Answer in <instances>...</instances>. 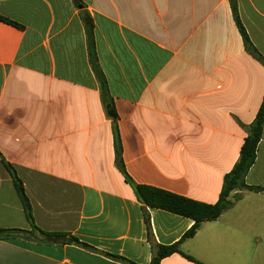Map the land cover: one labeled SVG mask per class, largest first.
<instances>
[{
    "label": "crops",
    "instance_id": "1",
    "mask_svg": "<svg viewBox=\"0 0 264 264\" xmlns=\"http://www.w3.org/2000/svg\"><path fill=\"white\" fill-rule=\"evenodd\" d=\"M264 0H0V264H151L137 185L216 204L264 99ZM87 18L92 21L88 29ZM105 77V104L96 70ZM113 102V104H111ZM11 165L22 180L31 226ZM232 205L182 250L264 264V138ZM161 245L194 221L148 208ZM77 238L88 247L70 244ZM162 264H198L180 254Z\"/></svg>",
    "mask_w": 264,
    "mask_h": 264
},
{
    "label": "trees",
    "instance_id": "2",
    "mask_svg": "<svg viewBox=\"0 0 264 264\" xmlns=\"http://www.w3.org/2000/svg\"><path fill=\"white\" fill-rule=\"evenodd\" d=\"M233 13L236 24L243 36V39L245 40L248 52L252 54L257 60H259L264 65V57L259 53V51L255 48V46L251 42L250 37L239 17L237 6L234 4H233ZM0 21L20 29L24 28L20 24L3 16H0ZM86 21L89 29L90 27H92V21L90 18H87ZM96 73L101 86V93L103 100L105 104H109L110 100L108 96L107 81L98 69L96 70ZM111 104H113V102ZM248 132L249 134L242 146L238 163L235 165L232 172L225 177V181L219 201L216 204H207L162 189H158L155 187L135 184L127 174L125 164L122 158V148H121L119 133L117 128H115V148H116V156H117L116 159L117 167L123 173L125 179L133 186L138 200L143 205L145 221L149 233V242L151 244V249H152L151 264H162L163 260L175 254H180L190 261L196 262L198 264H202L198 262L194 257L186 254L182 250V244L186 240L194 238L205 222L216 221L222 216V214L232 205L231 195L233 194V192L242 189L258 190V188L247 186L245 182V177L247 176V174L249 173V171L256 162L258 147L260 142L264 138V99L255 121L248 127ZM8 166L10 168L11 173L13 174L17 191L21 197L27 218L31 226H33L35 230L39 231L41 234L50 237L57 236L53 234L44 233L43 231L39 230V228L36 226L35 219L33 216V209L30 200L27 196L24 184L17 175L14 168L11 165ZM148 208L161 209L185 218L192 219L194 221V225L184 235L183 239L180 242L175 243L173 245H161L157 243V241L153 236ZM27 234L28 232L23 230L0 228L1 239H11L17 236H27ZM68 242L70 244H76V245L88 247L87 245L81 243L77 238L71 237L68 239ZM122 260L126 264H136L127 259H122Z\"/></svg>",
    "mask_w": 264,
    "mask_h": 264
}]
</instances>
